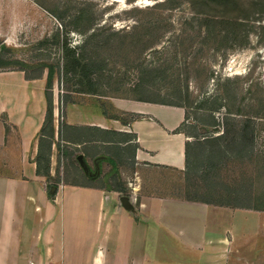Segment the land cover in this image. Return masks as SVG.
Masks as SVG:
<instances>
[{"label": "crops", "instance_id": "obj_1", "mask_svg": "<svg viewBox=\"0 0 264 264\" xmlns=\"http://www.w3.org/2000/svg\"><path fill=\"white\" fill-rule=\"evenodd\" d=\"M1 1L3 45L29 46L20 31L33 40L22 66L0 70V264L264 263L261 211L182 194L200 124L191 105L89 86L74 0Z\"/></svg>", "mask_w": 264, "mask_h": 264}, {"label": "rangeland", "instance_id": "obj_2", "mask_svg": "<svg viewBox=\"0 0 264 264\" xmlns=\"http://www.w3.org/2000/svg\"><path fill=\"white\" fill-rule=\"evenodd\" d=\"M74 6L82 35L70 33V39L72 45L79 42L78 54L91 74L86 87L90 80L98 87L112 82L122 92L126 87L135 95L190 104L191 120L200 122L198 136L209 129L203 125L208 112L235 117L241 133H254L249 142L256 144L249 155L223 164L211 176L200 168L197 146L182 194L264 215V0H241L236 5L196 0H74ZM21 20L14 22L20 26ZM3 25L0 22V32ZM10 34L0 33V70L22 66L21 57L28 58L30 53L21 50L32 47L33 35L24 36L22 31L17 39L29 46L19 51L3 45ZM42 42L36 43L31 54L33 74L38 73L44 54ZM69 169L67 158L61 171L66 178ZM99 174L95 173L93 182L100 179ZM101 179L109 183V178ZM242 222L244 230L254 224ZM247 248L245 255L250 257Z\"/></svg>", "mask_w": 264, "mask_h": 264}, {"label": "trees", "instance_id": "obj_3", "mask_svg": "<svg viewBox=\"0 0 264 264\" xmlns=\"http://www.w3.org/2000/svg\"><path fill=\"white\" fill-rule=\"evenodd\" d=\"M201 4H209L211 2H218L220 5L238 4L241 0H196ZM233 7V6H232ZM232 9V8H231ZM34 76V75H33ZM48 99V112L47 121L53 120V103L52 95L47 93ZM182 105H190L184 102H179ZM202 107V106H201ZM203 125L207 128V132L201 136H196V141L191 146V167L194 168V155L196 154V148L199 146L200 155V168L203 170L204 175L211 176L214 171L221 168L223 164H228L233 160H239L246 158L249 154V150L254 146V143H250V136L254 133H241L237 120L235 117L224 115L222 118L218 117L213 112H208L204 120ZM222 128V131H221ZM61 134V131H60ZM59 145V149H60ZM68 154V153H67ZM247 155V156H246ZM42 157L39 158L38 171H42L40 167ZM204 168V169H203ZM207 181H211L210 177H206ZM229 186H225V190L228 191ZM206 201V200H205ZM209 202V201H207ZM229 204V203H221ZM230 205V204H229ZM240 206V205H239Z\"/></svg>", "mask_w": 264, "mask_h": 264}, {"label": "built area", "instance_id": "obj_4", "mask_svg": "<svg viewBox=\"0 0 264 264\" xmlns=\"http://www.w3.org/2000/svg\"><path fill=\"white\" fill-rule=\"evenodd\" d=\"M101 252H102L101 250L98 251L99 256L101 255ZM95 264H104V262H103V260L101 258H97L95 260Z\"/></svg>", "mask_w": 264, "mask_h": 264}, {"label": "water", "instance_id": "obj_5", "mask_svg": "<svg viewBox=\"0 0 264 264\" xmlns=\"http://www.w3.org/2000/svg\"><path fill=\"white\" fill-rule=\"evenodd\" d=\"M53 190H56V187H55V186L52 187V191H53Z\"/></svg>", "mask_w": 264, "mask_h": 264}, {"label": "bare ground", "instance_id": "obj_6", "mask_svg": "<svg viewBox=\"0 0 264 264\" xmlns=\"http://www.w3.org/2000/svg\"><path fill=\"white\" fill-rule=\"evenodd\" d=\"M123 2H124V0H123ZM141 4V3H140Z\"/></svg>", "mask_w": 264, "mask_h": 264}]
</instances>
